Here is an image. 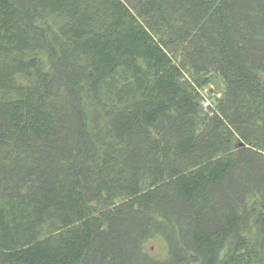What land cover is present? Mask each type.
I'll return each instance as SVG.
<instances>
[{
    "label": "trees",
    "instance_id": "obj_1",
    "mask_svg": "<svg viewBox=\"0 0 264 264\" xmlns=\"http://www.w3.org/2000/svg\"><path fill=\"white\" fill-rule=\"evenodd\" d=\"M231 14L230 0H0V195L28 192L36 198L44 185H52L43 163L58 145L66 151L53 168L86 171L83 200L65 180L71 208L55 209L42 234L39 226L14 223L17 234H8L1 215L11 211L10 199H0V264H75L84 240L104 234L125 210L147 214L150 227L166 234L170 212L158 205L195 187L212 189L250 155L264 161V68L256 67L253 56L243 59V49L238 52L248 27L236 25ZM209 83L216 86L208 93L214 99L202 112L201 90ZM249 112L258 116L254 126ZM77 121L84 131L92 123L94 132L83 133L101 143L99 153L71 157L64 137L67 124L72 128ZM114 128L117 138H106ZM126 128H136L131 133L146 158L134 164L127 156L124 166L135 174L120 172L119 181L112 144ZM28 171L37 173L25 185L21 176ZM104 172L118 179L115 187ZM247 195L264 226V188ZM241 206L246 215V202ZM184 222L179 221L181 233ZM226 226L235 225L229 220ZM229 238L236 243L222 264H240L241 247L254 257L241 264H264V232L257 243L235 232ZM174 251V264L194 258L193 250ZM207 258L204 264H214L216 252Z\"/></svg>",
    "mask_w": 264,
    "mask_h": 264
},
{
    "label": "rangeland",
    "instance_id": "obj_2",
    "mask_svg": "<svg viewBox=\"0 0 264 264\" xmlns=\"http://www.w3.org/2000/svg\"><path fill=\"white\" fill-rule=\"evenodd\" d=\"M230 1L233 5L231 20L235 21L236 25L238 23H246L248 27V30H245L241 36V40L244 44L242 48L237 49L238 52L243 49V53H241L243 59L249 60V58L253 56L252 60L256 67L264 68V23H260L262 21L260 14L264 15V13H262L264 0ZM201 3L200 1L199 5H201ZM239 61H242V59L239 58L238 62ZM63 67L61 66V69H63ZM64 68L66 69V67ZM209 72L211 73V71ZM68 78L71 79L72 77L68 76ZM218 80L220 81V77ZM214 88H216V86L213 83H209L201 90L200 104L202 112L207 111L209 107L207 104L209 102L212 103L214 97L212 96L213 98L211 99L210 96L208 97V93L214 91ZM40 98L42 99V97ZM211 110H213V108H211ZM99 113H102L100 109ZM208 113L211 115V112ZM72 115L74 114H71V116ZM243 115L246 116V112H243ZM250 115L252 117H250L249 123L254 126L258 116H255L253 113ZM71 116L69 119L70 122L73 121ZM133 117V119H137L136 114ZM102 118H104V116H102ZM77 122V125L73 123L72 128L67 124V129H69L70 132L64 137L65 144H67L66 148L69 147L71 154H73L71 157H74V153L78 151L84 153H99V150L103 148L101 143L96 140L93 142L91 137H87L85 133H83L84 128L80 126L79 121ZM100 126L102 125L100 124L99 127ZM232 127L235 128L234 126ZM92 129L93 125L88 121L85 131L94 132L91 131ZM114 129L107 132L108 135H106V138H108L110 134L113 135L112 137L117 138V130ZM135 130L136 128L123 129L122 135L112 144V147H114L113 152L115 161L118 165L114 168L117 172L116 175L119 181L121 178L120 172H126V175L129 177L132 176L133 173L131 169L134 168H130L127 172L128 169L124 166V159L127 156H133L132 161L134 164L138 163L140 159L145 160L146 158L145 149H143L139 139L135 137V134L131 133ZM178 136L186 139L187 133L180 132ZM106 138L105 140H107ZM203 141L207 140L204 139ZM193 149L196 150L199 148L195 146ZM53 150L55 152L49 153V160L43 163V168L47 174L46 179L50 180L52 185H44V188H41V190L36 193V198H30L28 192H20L21 194L18 196L10 194L7 196L10 199L8 205L11 206V211L6 212V215L2 214L1 217L4 220L3 222H5L6 219L8 220V222H5L7 223L5 228L8 234H17V227H14V224H23V226L28 224L30 228L31 226H39V234H42L43 232H41V230H43V227L41 226H44L46 222H48L50 215H52L55 209H70L71 204L68 191H66V186L63 185L65 180L72 183L70 185L76 193L77 200L80 201V198L83 200L82 195L85 192L86 183L82 179L86 177V171L77 168L70 172V170H66L65 167L53 168V163L56 165L59 163L57 155L64 153L66 149L64 146L58 145L57 148ZM50 157L54 160H50ZM119 163L121 165H119ZM122 166H124L125 169L122 168ZM147 167L151 169L155 168L154 164L151 162L148 163ZM89 169H94L93 164L90 165ZM36 173V171H28L25 176H21L23 184H29L28 178H33ZM67 174H71V177L68 176L67 178ZM133 174H135V172ZM227 174L228 175L223 176L220 181L214 182L215 185L212 189L195 187L193 190L189 191L190 193L180 194L177 199L168 203L165 207L158 205L159 207L157 208H165V210L170 212V220L168 219L165 221L166 223L164 222L165 225H167V228L164 230L166 234L156 231L152 224L150 227L145 217L147 214L138 211L139 213L135 216L125 210L117 221H112L113 227L110 229L108 228L104 234H94L89 241H87L88 239L84 240L85 243L83 242L84 244L81 245L83 255L74 258L75 264H148V261L152 262V259L161 264H174L173 249L181 255L190 250L195 252L192 251L194 258L190 261L187 260L185 264H204L206 257L209 258L210 255H213L215 252L217 258H215L214 264H222L228 256L227 251L230 245L234 243L233 241L236 243V240L232 241V238H229L233 232L250 243L255 242L257 236H260V234L264 232L263 224H259V222L256 221L255 217H257V214L255 215L254 209L250 205L253 200L250 198L251 196L247 195L249 191L250 195H253L254 191L256 192L258 189L261 190V188H264V161L257 155H250L247 162L243 160L235 164V166L233 165ZM98 176L101 175L98 174ZM103 176L104 179L108 178L112 187L116 186L115 184L113 185V182L118 179H114L113 177L110 178L111 175L109 172H104ZM135 176L136 175H134V177ZM139 177L141 181L142 175H139ZM37 178L39 177L37 176ZM144 178L146 179L145 176ZM5 194H1L0 199L2 201L4 199L8 202V198H5ZM203 198H205L206 201H201ZM244 201L246 202L248 211L246 215L241 210V203ZM135 205L138 206L139 204ZM154 205L156 204L151 203V206ZM37 208H40L38 209L40 212H36ZM151 209H153V207ZM16 211H19L20 215L16 214ZM256 211L258 212L259 209H256ZM38 213L40 219H35ZM157 215L160 216L158 213ZM181 220L185 221V230L183 233H181V228L179 227V221L181 222ZM229 220L234 222V227L229 228L226 226V222ZM245 220L248 221L247 228L245 227ZM151 228L154 230L152 229L153 232L149 234L148 230ZM254 246L255 249L260 250L256 244H254ZM241 248L238 250L241 254H244V258H242L243 261L238 259L240 264L242 262L247 263V261L254 258L251 255L248 256L246 253L248 249L246 247L244 250ZM139 251L147 254L145 256L147 259L141 256ZM176 251H174V254ZM234 263L235 261L231 264ZM252 263L253 261L251 264Z\"/></svg>",
    "mask_w": 264,
    "mask_h": 264
}]
</instances>
